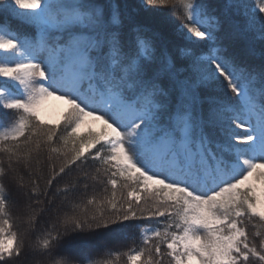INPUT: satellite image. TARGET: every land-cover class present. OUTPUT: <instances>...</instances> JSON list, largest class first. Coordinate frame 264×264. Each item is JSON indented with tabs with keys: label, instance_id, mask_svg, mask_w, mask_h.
Returning a JSON list of instances; mask_svg holds the SVG:
<instances>
[{
	"label": "snow or ice",
	"instance_id": "snow-or-ice-1",
	"mask_svg": "<svg viewBox=\"0 0 264 264\" xmlns=\"http://www.w3.org/2000/svg\"><path fill=\"white\" fill-rule=\"evenodd\" d=\"M0 264H264V0H0Z\"/></svg>",
	"mask_w": 264,
	"mask_h": 264
},
{
	"label": "rangeland",
	"instance_id": "rangeland-1",
	"mask_svg": "<svg viewBox=\"0 0 264 264\" xmlns=\"http://www.w3.org/2000/svg\"><path fill=\"white\" fill-rule=\"evenodd\" d=\"M50 107L54 108V109H59L62 108L63 106L59 104V102L57 101H50L49 102Z\"/></svg>",
	"mask_w": 264,
	"mask_h": 264
},
{
	"label": "trees",
	"instance_id": "trees-1",
	"mask_svg": "<svg viewBox=\"0 0 264 264\" xmlns=\"http://www.w3.org/2000/svg\"><path fill=\"white\" fill-rule=\"evenodd\" d=\"M249 2L251 3V2H252V0H249Z\"/></svg>",
	"mask_w": 264,
	"mask_h": 264
}]
</instances>
